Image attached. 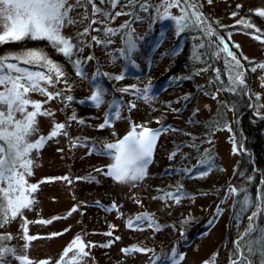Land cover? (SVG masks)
I'll use <instances>...</instances> for the list:
<instances>
[{"label": "rangeland", "instance_id": "rangeland-1", "mask_svg": "<svg viewBox=\"0 0 264 264\" xmlns=\"http://www.w3.org/2000/svg\"><path fill=\"white\" fill-rule=\"evenodd\" d=\"M148 2L149 11H137L134 15L119 17L115 16L116 11L132 12L133 9L118 6L113 10L107 4L100 5L106 11H110L114 19L109 18L104 25L97 24L92 27L116 29V34L109 37H105L103 31H93L86 37H78L77 34L88 27V20L63 30V34L70 38L73 44L83 48V51L74 58L86 61L83 64L86 77L83 79L78 77L73 65L76 78H71L64 71L66 73L64 80L54 88L48 89L62 91L65 97L71 95L74 99L67 103V106L63 98L46 104L45 107L55 115L39 117L40 131L31 139L34 141L38 135H47L55 123H65L68 135L53 138L39 153L31 154L35 161L34 174L27 177V180L29 184L39 185L38 191L34 194L36 203L32 210H24L22 217H17L6 224L5 232L11 237L6 248L13 249L14 255H6L3 264H20L16 257L24 255H27L33 264H39L41 261L57 264L65 248L77 236L86 244L94 245L86 248L90 255L80 261V264H154V257L161 258L156 260L155 264H171L167 258L173 248L185 256L181 264H204L213 255H216L215 264H231L230 254L233 252L234 242L245 233L251 210L239 217V204L235 203L238 195L229 193L231 187L242 188L234 186L233 179L240 155L245 153L242 142L239 146L233 135L231 128L234 123H231L230 128L215 130L209 128L219 105L217 100L219 97L212 92L216 87L210 86L215 77L209 79L207 72L198 70L195 74V86H192L193 83L190 81L182 85L181 94L194 95L191 101L193 106L191 116L194 115V121L208 125L207 131L201 126V131L195 133L197 136L191 135L190 138L181 137L179 131L157 123L160 118L171 117L178 119L170 121L171 123L179 122V109L184 106V98L175 101L169 110L161 108L157 114L158 118L152 115L162 102L163 96L169 91L167 89L160 94V91L168 87L166 82L163 80L157 82L156 77L141 79L137 84V89L141 90L138 95L123 92L122 89L114 92V88L109 84V79L112 80L115 76L128 75L136 70L144 71L150 64L161 67L177 54V49L165 48L156 57H152V47L165 23L168 24V28H172L173 35L179 34L173 21L161 20L160 14L154 10L161 4V0ZM126 3L127 0H122V4ZM198 3L201 5L200 11L216 32V36L211 38L203 37L215 39V43H211L214 40L209 41L206 48L199 31L195 29L184 31L189 33L190 45L196 51L199 50V55L203 52L208 54L207 49L211 48L213 58H223V54L219 57L215 55L218 40L223 38L230 46L232 44L240 46L239 49L232 50L240 57L242 64L243 57H247L249 61H264V43L254 39L253 35L240 31L245 28L237 24V21L246 19L253 23L255 28L245 30L258 28L264 33V18L255 14L257 10H264V0H212L211 4L208 0H198ZM238 5L240 7H237ZM83 11L76 9L72 15L79 19ZM234 12L235 17L232 15ZM171 13L177 16L180 14L176 8L171 9ZM135 16H139V19H135ZM125 23H128L129 27H121ZM92 36H97L105 43H94ZM108 40H111V43H106ZM130 41L135 43L136 50L129 58L127 52ZM202 43L204 47H198ZM5 48L0 47V56L25 50ZM26 49L42 50L36 47ZM45 52L51 58V50ZM88 56L94 59L87 61ZM98 70L105 71L108 78L97 75ZM168 70L171 71L167 69L164 75L169 73ZM93 77H96L95 83L104 90V103L99 107L89 99L95 91ZM225 77L227 82V75ZM114 82L118 84V81ZM246 84L252 92L250 94L247 91V95L255 112L264 116V107H261L264 106V70L258 69L251 77L246 72ZM201 87L205 89L210 87V94H213L215 99L207 97L199 90ZM68 88L71 90L68 91ZM145 88H150L148 94L153 97L147 102L140 98ZM30 98L35 101L46 99L36 93L31 94ZM79 104L82 108L88 109L81 115L75 110V105ZM114 104H120V118L112 119L110 127L101 129L100 125L104 123L106 114H112L111 106ZM132 104L136 106L133 108ZM73 114L77 120H71ZM79 120H83L84 123L80 124ZM132 125H143L152 130L163 128L165 131L157 139L152 162L147 167L145 177L134 184L118 183L106 174L114 161L110 156L102 155L101 150L105 144L115 143L127 135ZM181 125L182 123L179 126ZM108 130L110 131L106 133ZM175 138L177 144L180 143V148L173 145ZM234 145L239 148L235 154ZM192 157L195 160L189 162L187 159ZM206 158H211L212 162V166L207 169L205 166H199V161ZM195 166L201 167V171L189 175L186 170L192 172ZM206 170L207 175L201 176L200 173ZM65 176L69 177L71 183L62 179L41 183L49 178ZM178 188L189 198H181L179 204L164 198L165 193H174ZM113 205L116 207L113 208ZM218 206L222 209L219 216L216 215ZM73 207L77 210L68 215ZM145 214L154 218L159 230L149 228L147 223L142 225L143 231L127 227L130 220L135 221L137 216ZM25 218L29 222V235L38 237L29 243L27 249L22 239ZM241 218V226L235 231L234 227ZM38 220H51L52 223L39 224L36 223ZM210 221L213 223L210 224ZM109 232L112 233L111 236L106 235ZM54 233L61 235L53 236ZM165 233L167 234L165 239L162 237L160 242L154 240ZM116 237L120 239L116 240ZM105 244L111 246H101ZM133 246L148 251L131 254L121 251ZM73 255L74 253H69L65 262Z\"/></svg>", "mask_w": 264, "mask_h": 264}, {"label": "snow or ice", "instance_id": "snow-or-ice-1", "mask_svg": "<svg viewBox=\"0 0 264 264\" xmlns=\"http://www.w3.org/2000/svg\"><path fill=\"white\" fill-rule=\"evenodd\" d=\"M211 4L212 0H208ZM109 5L115 10L118 6L130 7L132 12L116 11L115 16L134 15L137 11H149L148 0H127L126 4H122V0H0V45L6 43L31 41H46L50 47L56 52L62 54L65 59L74 65L75 73L80 78H85L86 73L83 69V64L86 61L76 59L83 48L73 44L70 38L63 34V30L69 26H74L78 23L89 21L88 27H85L83 32L77 34L78 37H86L90 32L103 31L105 37L115 35L117 30L112 27L93 28L92 25H104L109 18L112 17L110 11H106L100 5ZM237 7H240L238 5ZM176 8L179 15H173L171 9ZM201 5L198 0H161V4L154 10L160 14L161 20H171L175 24L178 34L189 29H195L204 35L206 38L216 36L215 30L208 23L200 11ZM76 9H83L80 18L77 19L72 15ZM162 10V11H161ZM257 16L264 18V10H257ZM233 17L236 16L234 12ZM100 17V19H97ZM139 19V16H135ZM238 25H242L245 29L255 28L254 24L246 19L237 21ZM121 27H129L125 23ZM257 35L254 39L264 43V33L258 28L255 29ZM96 44L105 43L97 36L91 37ZM231 35L229 34V40ZM111 43V40L106 41ZM211 43H215L212 41ZM211 46V44L209 45ZM198 47H204L200 44ZM238 44H230L223 38H219L215 50V55L219 57L223 54L224 74L227 75V85L225 88L218 89L235 92L237 88H243L246 85V72H256L258 69L264 70V63L248 61L252 67L245 69L241 63L240 57L232 49H239ZM136 50V45L129 42L127 56L130 58L131 53ZM195 58H199V53H196ZM94 59L92 56L87 57V61ZM248 60L247 57H243ZM40 69V70H32ZM206 68L200 71H206ZM216 71V80L221 84L225 82L221 80L220 70ZM99 75V73H97ZM107 75V74H104ZM66 73L63 67L53 61L45 51L40 49H25L20 52H10L0 56V227L4 224L15 220L17 217H22L24 210H32L36 203L34 194L38 191V184H29L27 177H31L35 161L31 158L33 152L39 153L45 144L61 135L67 136V125L65 123L53 124L50 132L47 135H38L34 141L32 136L39 133V117H53L55 115L45 105L55 99L63 98L67 103L73 101V96L63 95L62 91H49V88H54L56 84L64 80ZM95 91L89 98L90 101L99 107L104 103V90L98 83H95L96 77H93ZM119 81L124 79L123 75L113 77ZM66 82V81H65ZM71 89L68 88V91ZM121 91L129 92V88H124ZM131 91L140 93L141 90L131 87ZM150 88H145L140 98L146 102L153 97L149 96ZM36 93L46 97L45 100L35 101L30 98L31 94ZM259 99V97H257ZM132 104L131 107H135ZM113 112L111 115L106 114L104 123L100 128L110 127L112 119L120 118V104L111 106ZM264 107V106H261ZM31 109V110H30ZM71 120H77L75 114ZM83 124V120L78 121ZM159 123V121H157ZM140 131H137V129ZM165 131L161 128L152 130L143 125H132L131 131L122 139L115 143H107L101 150L102 155H108L114 161L107 170V175L112 177L118 183H132L142 180L147 172L148 165L152 162L153 152L156 146L158 137ZM75 147V142H73ZM62 151V150H60ZM239 151L234 145L233 153ZM173 156L175 153L172 154ZM199 166H205L206 169L212 166L211 158L202 159L199 161ZM99 171V169H98ZM191 175V170H186ZM201 176L207 175V170L200 173ZM56 179H62L71 183L69 177L49 178L47 181L52 182ZM79 179V178H77ZM264 183V181H262ZM230 194L241 195L242 198L236 203L239 204L238 216L242 217L246 212L251 210V215L248 216V227L239 240L234 242L233 252L230 254L231 264H264V227H261L258 221L264 217V189H258L254 197L249 196L246 188L237 189L231 187ZM167 200H172L179 204L181 198H189L183 193L182 189L178 188L176 192L165 193ZM116 206L113 205V208ZM77 209L73 207L68 215L75 212ZM222 209L217 207L216 215L219 216ZM28 221L26 218L23 223V236L25 248L29 247V243L38 239V237L29 235ZM39 224H50L51 220H38ZM147 223L149 228L159 230L155 224L153 217L145 214L137 216L135 221H129L127 227L133 230L143 231L142 225ZM210 224L213 221L209 222ZM61 235L54 233L53 236ZM111 236L112 233H106ZM5 239H11L10 236H0V242ZM119 240L120 237H116ZM94 245L86 244L80 237H75L71 243L65 248L61 254V258L57 264H80L85 257L90 253L86 248ZM102 247H110V244L101 245ZM125 254L133 252H147L148 250L131 247L122 249ZM69 253H74L68 261L65 258L69 257ZM14 255V250L9 248H0V264L6 255ZM255 258V259H254ZM17 260L20 264H33V261L27 256H18ZM160 257H154V264ZM171 264H181L185 256L179 254L175 248L172 249L171 255L167 258ZM216 255H213L209 261L204 264H215ZM39 264H49L48 261H41Z\"/></svg>", "mask_w": 264, "mask_h": 264}, {"label": "trees", "instance_id": "trees-1", "mask_svg": "<svg viewBox=\"0 0 264 264\" xmlns=\"http://www.w3.org/2000/svg\"><path fill=\"white\" fill-rule=\"evenodd\" d=\"M167 26L168 24L166 23L162 26V30L159 32L158 37L156 38V42L152 47V57H156L165 48H169L172 50L177 49L176 56L167 60V63H164L161 67H157L155 64H150L144 71L136 70L135 72L129 73L128 75H123L124 79L119 80L118 84L114 82L113 78L112 80L109 79L110 87L114 88V92H117L121 89H124L123 85H128L127 88L130 89L129 92L131 94H135V92L131 91V87L134 86L135 88H137L139 80H148L151 77H156L157 82L163 80L167 83L168 87L160 91V94L164 93L167 89L169 91L163 96L162 102L158 104L152 115L158 118L157 114L161 108L162 110H169V108L175 103V101L184 98V106L179 109V122H170L178 120L175 117H171L169 119L160 118L159 122L163 126H169L173 130H177V132L179 131V136H188L190 138L191 135H196L195 133H197L199 130L201 131V126L205 127V130L207 131L208 125H201L199 121H194V115L191 116V112L193 109L191 101L194 95L181 94V89H183L182 85L188 81L193 83L192 86H195L194 80L196 72L202 68H206L207 70L205 72H207V78L210 79L211 77H215L214 81L210 83V86L216 87V90L212 92H215L214 95L219 97V99H217L219 100L218 112L216 113V115H214L209 128H212L211 130L225 129L230 128L231 123H234V126L231 128L233 131V135L237 139V144L239 146L242 142L245 153H242L240 155V159L237 164V171L233 179L234 182H232L234 186L246 188L249 196L254 197L258 189H264V183H262V181H264V116L257 114L255 112V109L253 108L252 102L247 95V91L250 94L252 93L251 89L246 84L247 86L243 88H237L235 92L228 90L218 91V89L225 88L227 85L226 77L224 74V59L222 57L213 58V51L211 48L207 49L208 54H206V52H203L201 55H199V58H195L196 53H199V50L196 51L195 49H193V46L190 45L191 38L189 36V33L187 34L183 32L179 35H173L171 32L172 28L170 29ZM240 31L253 36L259 34L255 29L248 31L243 29ZM201 37L203 43L205 42L206 48H208L209 41H215L214 38H212V40L204 39L203 34L201 35ZM3 46L6 48L9 47V50L26 49L28 47L41 48L44 51L50 49L51 59L59 63L71 78H76L73 71L74 69L72 67L73 64L67 59L63 58L62 54H59L52 47H50L46 41L25 40L23 42L0 45V47L2 48ZM248 61L249 60H243L246 69L252 67V65L249 64ZM253 61L257 63H264V61L259 60ZM107 62H109V60ZM167 69H170L172 72L168 70L169 73L164 75ZM217 69L220 70L221 80L225 82L224 84H221L216 80L215 70ZM98 73H100V76H105V78H108V76L104 75L105 71L98 70ZM252 73L253 72H248V75H250L251 77ZM207 89L201 87L199 90L202 91L207 97L215 99V96H212L213 94H210V87ZM138 94L140 93H136V95ZM75 110L78 114L81 115L88 109L86 110L82 108L81 104H79L75 105ZM180 123H182L181 126H179ZM109 131L110 130L106 131V133H108ZM173 142V145L175 147H181V145H179L180 143L177 144L176 138ZM187 160L190 162L195 160V158L192 157L191 159L188 158ZM200 171L201 168L196 167L193 169L191 174H198ZM210 180H213L212 176ZM241 196L242 194L236 197L235 203L240 200ZM241 223L242 218L239 222L236 223V226L234 225L235 231L240 228ZM258 223L261 227H264V217H262L258 221ZM6 224L0 227V236H9L5 232V228L7 227ZM166 235L167 234L165 233L160 237H155L154 240H158V242H160L162 237H164V239L166 238ZM8 242L9 239H5L4 241L0 242V248L8 246Z\"/></svg>", "mask_w": 264, "mask_h": 264}]
</instances>
